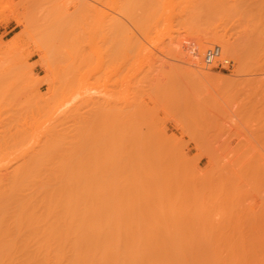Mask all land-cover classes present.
<instances>
[{"label": "rangeland", "instance_id": "1", "mask_svg": "<svg viewBox=\"0 0 264 264\" xmlns=\"http://www.w3.org/2000/svg\"><path fill=\"white\" fill-rule=\"evenodd\" d=\"M116 1L0 0V169L10 168L25 150L35 152L46 128L61 121L71 129L82 119L83 141L78 136L76 142L90 162L79 164L88 165V176L95 175L93 166L100 170L101 182L97 174V183L87 181L101 185L102 221L114 223L108 228L102 222L105 231L113 230L120 241L126 236L179 242L175 248L186 264L189 258L195 264H264V54L250 61L249 51L257 47L253 38H248L252 48L247 45L250 60L244 48L248 24H257L248 11L264 12V5L257 6L264 0H249L253 7L243 0L247 7L243 2L241 9L251 8L246 13L207 7L202 0H143L138 6L143 15L135 0L126 8L122 0L120 10ZM261 13H250L252 20L262 24ZM255 26L262 35L264 26ZM214 28L246 57L236 54L238 62L222 42L211 41L203 49L218 44L228 66L203 65L202 52L198 69L188 62L189 47ZM193 66L224 78L209 80ZM63 110L74 115L57 119ZM98 119L102 126L93 124ZM69 128L60 130L66 137L54 138L72 140ZM67 141L64 146L71 144ZM142 143L151 151L147 180L130 159Z\"/></svg>", "mask_w": 264, "mask_h": 264}, {"label": "bare ground", "instance_id": "2", "mask_svg": "<svg viewBox=\"0 0 264 264\" xmlns=\"http://www.w3.org/2000/svg\"><path fill=\"white\" fill-rule=\"evenodd\" d=\"M114 1H116V0H114ZM128 1H132V0H126V2L124 1L125 5L122 2V0H120L118 3L116 1L115 3L117 4L118 7L116 8V6L113 5V3H112V6H115L116 10L117 9L120 10V9H122V7L126 8V6H128L126 4ZM135 1L137 3H136V5H134V7L136 8V7L140 6V4H141L140 1H143V0H139V1L135 0ZM135 1H133L132 3L130 2L131 5L130 4L129 5L132 6L133 3L135 4ZM202 1H203L204 5H206L207 7H212V5H216L217 7L221 8L222 11H227L230 13L233 10H234V12L237 10H240L242 7L241 5H243L244 1H247L248 6H250V5L252 7L255 6V4H253V2L251 4L249 0H244V1L241 0L242 2H240V0L239 1L237 0V2H233L234 1L233 0L232 1L233 3L230 2L229 0H202ZM259 1H261V0H259ZM255 2L256 1H254V3ZM257 2H258V0H257ZM262 2H264V1H262ZM142 3H144V2H142ZM145 3H146V1H145ZM244 3L246 4V2H244ZM122 4L124 6H122ZM259 4L264 5V3L260 2L257 4L258 7H260ZM57 5H59V7L61 6L60 4H57ZM146 6H148V5L146 4ZM152 6L153 7H151L150 13L148 12L151 15H152V13H151L152 8H154V5L152 4ZM119 7H121V8H119ZM134 7L132 9H134ZM162 7H164V5ZM246 7H247V4H246ZM57 8H58V6H57ZM57 8H55V9H57ZM62 8L64 9V7H62ZM58 9L61 10L60 8H58ZM138 9H139V7H138ZM245 9L246 8H243V9H241V11H244ZM249 9H251V8H247L246 10H249ZM257 9L259 11V8H257ZM260 9H262V8H260ZM135 10H137V9H135ZM142 10L143 9H141V11H138V10L137 11L140 14H142L143 13ZM144 10H147V9H144ZM246 10H245V13L247 12ZM261 11L262 10H260L259 12L261 13ZM259 12H257L258 17H259ZM148 13H146V15H148ZM250 13L254 14L255 17L257 15V13H253L249 10L248 14L250 15V18L254 17V15H252ZM134 14H136V12L132 13V15H134ZM143 14H145V13H143ZM248 14H247V16H248ZM262 14H264V12H262L260 14V17ZM137 15H138V13H137ZM142 15H141V17H142ZM146 15H144L145 18H146ZM135 17H136V15H135ZM136 18H138V17H136ZM136 18H134V19H136ZM250 18L248 17L249 21L251 20L250 22L254 21V23H257V24L255 26V24L252 22L254 25L251 24V28L249 27L250 24H248L249 28L247 27L248 31L246 32V34L248 33V35H249V33H251V35L249 37L247 35V42L248 43L246 42V47H244V48H246L245 50H247L246 56H248V57L245 59L250 60V57L252 55H250L249 53L252 52L251 54H253V56L251 57L250 61L255 60V62H256L257 60L259 61L260 59H262V57H264V56H262V54H264V53H262V51H264V50H262V49H264V36H262V35H264V33H262V32H264V31H262V29H261L262 27H260L262 35L258 36V33H257L258 31L257 30H256L257 32L255 30L253 31L252 26L257 27L258 24H259V26H264V25H262V24H264V22L261 21L262 24H260L259 23L260 21L255 22V20H257L256 18H253L255 20H252V18L251 19ZM139 19H140V17H139ZM258 19H260V18H258ZM261 19H264V18H261ZM141 20H143V17ZM133 21H135V20H133ZM136 21H137V19H136ZM140 22L139 23L137 22V23L140 24ZM145 22H148V21H145ZM142 26H145V25L143 24ZM250 29H252L251 31H253L254 36L258 37V40L256 37H253V34L250 31ZM248 38H249V40H251V38H253L252 41H254V42L256 41V43L252 42L249 45ZM181 39H182V37H181ZM184 41H183V43H184ZM211 41L212 42H222L223 50L224 51L226 50V52H229V54L231 51H233V52H231L230 55H232V54L235 55L234 59L235 60L237 59L238 62H240L239 61L240 55H242V57H243V55L245 56V53L242 54L240 52L241 50L238 53V51H237L238 48L235 47L234 44H232L233 42H231V40H228V38H224L223 34H220V32H218L217 29L214 28L211 31L210 35H202L193 44H191V46L189 47L188 54L185 51L184 54L189 55V57H188L189 61L187 60L188 62H190L189 64L197 66L198 69H200L199 68L200 65L198 66L199 60H201L200 59V57H201L200 53H202L204 51L203 48L206 45L205 43L211 42ZM257 43H259L261 47H259V45ZM251 44L254 45L253 47H256V46L257 47H256V49L255 48L251 49L252 51L250 50L248 53V47L252 48ZM188 45H190V44L188 43ZM247 45H249V46L247 47ZM121 47H123V46H121ZM234 47H235V49H234ZM186 48H187V45H186ZM118 49H119V47H118ZM121 49H123V48H121ZM121 49L119 50L121 52L120 54H122V53L124 54L126 48L124 47V52ZM55 50H58V49H55ZM105 50H109V49H105ZM201 50H203V51H201ZM253 50H256V52ZM257 50H258V52H257ZM130 51H132V50H130ZM187 51H188V48H187ZM107 52H109V51H107ZM226 52H225V54H226ZM260 52H261V54H260ZM220 53H221V51H220ZM236 54H240L239 56L237 55L239 59L236 58ZM255 54H257L258 59H255V58H257V56H255ZM107 55H108V53H107ZM124 56H126V54ZM259 56H262V57H259ZM130 57H131V55H130ZM128 58H129V56H128ZM221 58H223V57L221 56ZM107 59L109 60V58H107ZM110 60H113V59L110 58ZM111 62H114V60ZM122 62L124 63V59ZM108 63H110V62H108ZM125 63H127V62H125ZM128 65H129V63H128ZM203 65H204V63H203ZM194 66H193V69H194L193 71L196 72V74H200L201 76H203L209 80H215V79L218 80V79L224 78V76H222V75L214 76L213 74H211L209 72H206L203 70L199 71ZM124 67L125 66H123V68ZM112 68L115 70L114 67H112ZM124 76L122 75V77H124ZM73 110H71L69 113H68V110H63L60 113V115H58L59 117L57 116L56 118L68 120L70 117H72L71 115H74V114H72ZM75 114H76V112H75ZM101 116H102V114H101ZM87 120L90 121L91 119H87ZM59 122H61V121H59ZM59 122H57L54 125H51L49 128H46V131H45V129L43 130V131H45L44 140L41 139V140H43V143L39 142L40 143L39 148H37V149L33 148L34 150L38 151V153H36V151L35 152L31 151L32 150V147H31L30 151L32 153L29 151L30 154H27V152L25 150V152H24L25 155L22 154L21 156H19L21 159L20 158H18V159H20V160H17V159L13 160L12 159L13 161H16V160L17 161L15 162V164L13 163L10 168L7 165V167L5 166V168L3 170L0 169V264H183L184 261L182 259H183L184 253L182 254L180 252V249L175 248V247L180 246L178 244L179 242H170V241H167V239H165V238H164L165 240H163V239H159V240L152 239V240H150L151 237H150V239H144V240L140 239L141 237L140 238L136 237L137 238V239L135 238L136 240L133 238L126 240L128 238V237L125 238L126 236H124L125 241H122L124 238H122V240L120 241L119 240L120 239L119 234H118V237H119L118 238L117 236H115L113 230L112 231L107 230L109 232L105 231V229H104L105 227L110 228L112 224L114 225V223H112L110 225L108 222V224L110 225V227H109V226L105 225V224H107V223H104L105 221L104 222L102 221L104 217H101V216H103V214L101 215V213H103L102 210H103L104 206L102 207L101 204L103 202L100 201L101 198H99V196H98V195L102 194L100 192L101 187H99L101 185L97 186V184H94V186L91 187V185H92L91 181L92 180H93V182L97 183L96 177L98 178V181L101 182V176L97 174V173H100V170L98 172L97 165H95V166L92 165L93 167H95L94 170L92 169V171H94L93 174H95V175L97 174V176L95 177V175H91V176H88L89 174L87 175L86 171H88V170H86L87 169L86 166H88L87 164L90 161L87 162L86 158H85L86 161L82 159L83 157H81V156L85 154L83 151V146L80 147L79 146L80 143L77 144V142L80 139V138H78V136L79 137L81 136V141H83L82 140V134H80V132L82 133V131H83V129H82L83 124H84L83 127H85V125H87V123L82 124L81 123L82 119H81V122L79 125L72 127L74 130V131L72 130V132H74V134L76 135V137H75V135L70 132L71 135L74 136V138H72V140L75 141V142L73 141L74 145H75V143L77 144V146L75 145V147L72 148V146H71L72 140L70 138V141H69V138H68V136L70 134L69 135L67 134L68 135L67 136L68 141L65 140V138L63 139V137H59V138H62L64 140L63 142H65V141H67L66 143L71 142V144L70 145L67 144V146L63 145L62 140H60V142H62V144H61L58 140L59 138H54L57 136V134H60V133H62L60 135L65 136L66 135L65 133L67 132L66 129L69 128L68 126H67L68 128H66V125L63 126L64 124L59 123ZM93 122H94L93 124H100L99 119H98V123L96 121H93ZM100 125L102 126V124H100ZM100 125H99V128H100ZM91 127H93V126H91ZM95 127H93L92 129L96 130ZM97 127H98V125H97ZM61 128L64 131L66 130V132L60 131V130H62ZM78 128H79V130H78ZM58 129H59V131L57 132ZM75 129L78 132L75 131ZM70 130H68V132ZM95 130L93 133L96 134ZM75 132H77L78 134ZM83 134H85V133H83ZM41 137H42V135H41ZM94 137H92V138H94ZM38 139H39V137H38ZM52 140H54L56 142H54ZM36 142H37V140H36ZM51 142H54V144ZM58 142L64 148L60 147L57 144ZM83 143L81 145H83ZM145 143H147V142H145ZM55 144L58 146H56ZM87 144H90V143H87ZM37 145H38V142L33 146H35V148H36ZM28 146H26V147H28ZM52 146L54 148L60 147L62 149L56 148L58 151H56V152L54 151L55 152L54 153L53 150H55V149L52 150V148H53ZM131 146H133V145H131ZM77 147H80V148L77 149ZM96 147H97V145H96ZM28 148H30V147H28ZM71 148L75 149V150H72ZM66 149H69V151L72 150V152L74 151L72 153L74 156H75V154H77V153H75V151L78 152L80 149H82L78 152V154H80L79 155L80 159L77 161V159L79 158V157H77L78 154L75 156V158L73 157V159H72L71 157L73 155H70L71 152L70 153H69V151L67 152ZM28 150L29 149H27V151ZM50 150H51V154H50ZM102 151H101V154H102ZM61 153L62 154L65 153V154L60 156ZM150 153H151V151H150V148L148 147V145H145L142 143L139 151L137 150L135 153H133L134 155L130 154L132 156L129 155L131 157L130 159L132 162L138 163L140 165L141 176H142L143 180H147L150 177V173H151V159H150L151 156H150ZM53 154L56 156V159H55V156L53 158ZM58 154H60V155H58ZM48 155L50 156V158L52 157L51 158L52 160L49 158L50 163H49ZM45 157H47V158H45ZM98 157L100 158L101 156H98ZM44 159L48 160L47 164L44 162ZM81 159H82V163L87 162V164L81 165L82 164L81 162H80L81 164H79V161H81ZM40 160L43 162H40ZM72 160H76L78 162V164H75L76 161L74 162ZM71 161L74 162V164ZM42 164H44V165H42ZM41 166H44L45 169L43 167L40 169ZM99 168L102 169L103 167L101 166ZM89 170H90V168H89ZM92 171H91V173H92ZM95 171H97V172L95 173ZM93 176L95 177V179ZM89 177H90V179H91V177L93 179H91V181H89L90 180V179L88 180ZM99 178H100V180H99ZM87 180L89 182H91L90 185H89V182ZM87 184L90 187L87 188ZM97 188H98V191H97ZM88 192H90V194ZM87 195L91 196V197H88ZM88 198L90 200H88ZM97 198L100 200L98 201ZM99 202H101V204ZM102 222L104 223L105 227H104ZM106 232H107V234H105ZM110 233L111 234L113 233V234L111 235ZM167 245L173 246L174 248L167 249ZM148 247H149V249H147ZM150 247L153 249H151ZM189 255H190V253H189ZM185 256H186V254H185ZM187 256H188V253H187ZM190 256H192V255H190ZM191 258H193V256ZM187 259H185V261ZM189 261L192 263L190 258H189ZM189 261H187V262H189ZM208 261H209V259H208ZM233 262L234 261H232V263ZM191 263H189V264H191ZM193 263H194V260H193ZM229 263L231 264V260Z\"/></svg>", "mask_w": 264, "mask_h": 264}, {"label": "built area", "instance_id": "3", "mask_svg": "<svg viewBox=\"0 0 264 264\" xmlns=\"http://www.w3.org/2000/svg\"><path fill=\"white\" fill-rule=\"evenodd\" d=\"M202 62L206 66L219 64L226 68V66H228L229 61L226 58H220V46L217 44H212L204 49L202 55Z\"/></svg>", "mask_w": 264, "mask_h": 264}]
</instances>
